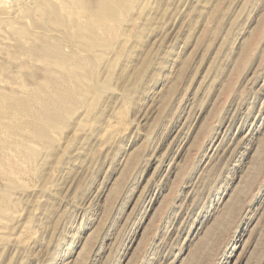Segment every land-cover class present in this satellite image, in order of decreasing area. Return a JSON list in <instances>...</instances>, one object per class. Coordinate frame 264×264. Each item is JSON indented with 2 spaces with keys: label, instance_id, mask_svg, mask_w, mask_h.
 Returning a JSON list of instances; mask_svg holds the SVG:
<instances>
[{
  "label": "rangeland",
  "instance_id": "1",
  "mask_svg": "<svg viewBox=\"0 0 264 264\" xmlns=\"http://www.w3.org/2000/svg\"><path fill=\"white\" fill-rule=\"evenodd\" d=\"M132 2L94 48L41 21L100 0H0V136L38 149L0 150V264H264V0ZM47 41L82 64L51 67L74 96L41 139L3 112L56 90L26 57Z\"/></svg>",
  "mask_w": 264,
  "mask_h": 264
},
{
  "label": "bare ground",
  "instance_id": "2",
  "mask_svg": "<svg viewBox=\"0 0 264 264\" xmlns=\"http://www.w3.org/2000/svg\"><path fill=\"white\" fill-rule=\"evenodd\" d=\"M3 1V0H2ZM80 1V0H79ZM133 0H100V6L101 8L103 9L101 12L99 10L98 13H93L90 15V20L87 19V20H80V22L78 23H75V22H70V21H67L66 18L63 16V14L59 11L58 7L57 6H52L50 7L49 10H47L46 12H43V20L41 21V26H42V32L43 34L48 35L49 31H50V24L54 23L56 24L58 27H62V28H66L68 29L69 27L72 28L71 32L70 33H67V32H61L62 35H61V38L64 37V38H67L70 42L73 41L75 43H78V44H82V45H90L94 48L98 47V46H101L103 43H102V37L101 35H97L93 32L92 30V25H93V28H94V24H98L99 26H102V29L104 27H109V24L111 23V21L116 18V17H119L120 18V11H122L121 9L123 8H126L127 10H129L131 7H132V2ZM37 2V1H36ZM41 2V1H40ZM49 2V1H48ZM73 2V1H71ZM76 2V1H75ZM119 3H122V4H119ZM124 3V4H123ZM57 4V3H56ZM70 4V3H68ZM41 5V4H40ZM54 5V4H53ZM60 5V4H59ZM64 5V4H63ZM38 6V5H37ZM45 6V5H43ZM42 7V5H41ZM66 7V6H65ZM71 7V6H70ZM83 7V6H82ZM39 8V7H38ZM44 8V7H43ZM67 8V7H66ZM98 8V7H97ZM37 9V8H36ZM36 9L34 11H36ZM65 9V8H64ZM69 9V8H68ZM67 9V10H68ZM125 9V10H126ZM38 10V9H37ZM40 10V9H39ZM38 10V11H39ZM43 11V10H42ZM26 12V11H25ZM27 13V12H26ZM33 14V13H32ZM36 14V13H35ZM29 15V14H28ZM24 16V15H23ZM31 16V15H30ZM40 16V15H39ZM37 16V17H39ZM71 16V15H70ZM82 16V15H81ZM136 16V15H135ZM26 17V15H25ZM36 17V16H35ZM47 17H53L54 20L50 21V20H47ZM84 18V16H82ZM81 17V18H82ZM126 17V16H125ZM30 18V17H29ZM69 18V17H68ZM80 18V17H79ZM82 18V19H83ZM72 19V17H71ZM76 19V18H75ZM86 19V17H85ZM31 19H29V22L31 23L32 21H30ZM33 20V18H32ZM78 20V19H77ZM118 20V19H117ZM26 21V20H25ZM28 21V20H27ZM19 23V22H18ZM91 23V24H90ZM13 24V23H12ZM35 25V23H33ZM33 24H31L33 26ZM2 25V24H1ZM53 25V24H52ZM115 25V24H114ZM118 25V24H117ZM123 25V24H122ZM32 26H30L32 28ZM98 26V27H99ZM112 26V25H111ZM28 27V28H30ZM96 27V25H95ZM97 27V28H98ZM116 27V26H115ZM130 27V26H129ZM33 28H35L33 26ZM39 28V27H38ZM38 28H35V30ZM41 28V27H40ZM54 28V27H53ZM70 28V29H71ZM97 28H95L97 30ZM101 29V27H99ZM98 28V29H99ZM112 28V27H111ZM17 29V28H16ZM52 29V28H51ZM101 29V30H102ZM113 29H114V26H113ZM133 29V28H132ZM4 30V29H3ZM40 30V29H39ZM55 30V28H54ZM94 33H92L91 32ZM104 30V29H103ZM17 31V30H16ZM29 31V30H28ZM107 31V30H106ZM109 31V30H108ZM41 32V33H42ZM57 32V31H56ZM59 32V30H58ZM98 32V31H97ZM96 32V33H97ZM110 32V31H109ZM21 33H24L23 31H21ZM38 33V32H37ZM52 33V32H51ZM60 33V34H61ZM88 33H91V34H88ZM136 33V32H135ZM58 34V33H57ZM34 35V34H32ZM117 35V34H116ZM128 35V34H127ZM131 35V34H130ZM135 35V34H134ZM35 36V35H34ZM111 36V35H110ZM53 37V36H52ZM60 37V36H59ZM109 37V36H108ZM37 38V37H36ZM40 40H41V36L39 37ZM45 38V37H44ZM114 38V36H113ZM111 39V38H110ZM57 40V39H56ZM13 41V40H12ZM52 41V40H51ZM32 43V42H31ZM35 43V42H34ZM102 43V44H101ZM125 43L126 41H123L119 46H118V52H121V49L123 48L124 50V46H125ZM40 44V43H39ZM39 44H36L38 45L37 47L35 46L34 48H28V52H27V55L28 53L29 54H32L36 57L37 61L41 62L44 64V71L46 72V79L45 80V88H48V89H51L53 90V88H55L56 90L52 91V95L50 96L49 94V97L47 100H43L42 98V101L40 102V106L39 108H34L33 106L29 105L28 103L27 104H22L21 103V100L19 99L20 102H17L15 105L13 106H8V110L6 111H2L3 114H7L6 116H10V120H11V124L8 126L5 124H3L2 126H5L8 130L12 131L13 132L15 130H21V131H27L29 130V133L30 132V129L37 131V136L39 138H47L49 136V134L51 133V131L56 128L57 126L60 125V122L63 121V113L66 112V108H61L60 107V104H63L65 103L66 106L67 104L69 103L68 101L70 96H74L72 94L74 93H71L72 91L68 90V88L66 89H63L61 86H59V84H57L56 81H54V79L51 77L53 75V72H52V69L51 67L57 65V66H60L61 68H66L67 66L71 67L72 69V72H74L73 74H75L76 71H78L80 68H81V64H82V60L81 56H74V54L72 55L70 50L72 49H68L67 46H62V44L60 46H54L52 43L50 44V42L48 43L45 42L42 44V46H40ZM64 45V44H63ZM68 45V44H67ZM113 45H114V42H113ZM70 46V45H69ZM104 46V45H103ZM9 47V46H8ZM20 47V46H19ZM24 47H27V46H24ZM106 48V46H104ZM3 48V46H2ZM23 49V48H22ZM21 49V50H22ZM3 50V49H2ZM19 50V49H18ZM25 50H27L25 48ZM24 50V51H25ZM103 50V49H102ZM112 51V50H111ZM1 52V51H0ZM82 52V51H81ZM20 52H18L19 54ZM121 53H124V52H121ZM14 54V53H13ZM10 55V54H9ZM15 55H17V53H15ZM14 55V56H15ZM21 56V54H19ZM26 57H32V55H28ZM13 56V57H14ZM18 56V55H17ZM22 57V56H21ZM24 59L26 58L25 56H23ZM95 57V56H94ZM16 58V57H15ZM83 58V57H82ZM13 59V58H12ZM27 59V58H26ZM33 59V58H32ZM103 59V58H102ZM11 61V60H9ZM26 61V60H25ZM34 61V60H33ZM36 61V63H37ZM13 62V61H12ZM14 63V62H13ZM35 63V62H34ZM35 63V64H36ZM41 66V65H40ZM43 66V65H42ZM56 66V67H57ZM11 67V66H10ZM29 67V66H28ZM84 67V66H83ZM82 67V68H83ZM87 67V66H86ZM43 68V67H42ZM41 69V68H40ZM43 70V69H42ZM90 70V69H89ZM57 71V70H56ZM62 71H65V70H62ZM60 71V72H62ZM44 72V73H45ZM55 72V71H54ZM67 72V70H66ZM70 72V71H69ZM27 73V72H26ZM71 73V72H70ZM80 73V72H79ZM58 74V72H57ZM68 74V73H67ZM72 74V75H73ZM56 75V74H55ZM76 75V74H75ZM141 75V70H138L135 74L136 78H139ZM44 76V75H43ZM57 76V75H56ZM69 76V74H68ZM77 76V75H76ZM85 76V75H83ZM35 77V76H34ZM64 77V76H63ZM67 76H65L66 78ZM43 78V77H42ZM41 78V79H42ZM45 78V76H44ZM56 79V78H55ZM62 79V77H61ZM64 79V78H63ZM79 79V78H78ZM43 80V81H44ZM80 80V79H79ZM15 81V80H14ZM59 81V80H58ZM82 81V80H81ZM85 81V80H84ZM13 82V81H11ZM16 82V81H15ZM62 84H63V81H61ZM66 82V81H65ZM60 83V81H59ZM82 83V82H81ZM35 84H36V81H35ZM28 85V84H27ZM40 85V84H39ZM43 85V87H44ZM66 85V83L64 84ZM68 85V84H67ZM37 86V84H36ZM42 86V84H41ZM69 86V85H68ZM87 86V85H86ZM72 87V86H71ZM28 88V87H27ZM63 90H62V89ZM39 89H42L41 87ZM44 89V88H43ZM47 89V90H48ZM71 89V88H69ZM73 89V88H72ZM91 89V88H90ZM45 90V89H44ZM43 90V91H44ZM42 91V90H41ZM89 91V90H88ZM10 92V91H9ZM12 92V91H11ZM38 92V91H37ZM75 92V91H74ZM36 93V92H35ZM41 93V92H40ZM44 93V92H43ZM37 94V93H36ZM35 94V95H36ZM5 95V94H4ZM39 95V94H38ZM41 95V94H40ZM10 96V95H9ZM13 96V95H12ZM15 96V95H14ZM21 95H19L20 97ZM37 96V95H36ZM44 96V94H43ZM2 97V96H1ZM6 97V96H5ZM11 97V96H10ZM34 97V95H33ZM33 97H31L33 99ZM12 99H14V97H11ZM11 98L9 99V101L11 100ZM26 98V97H25ZM30 98V99H31ZM38 98V97H37ZM1 99V98H0ZM4 99V98H3ZM7 99V98H6ZM71 99V98H70ZM15 100V99H14ZM1 101V100H0ZM3 101V100H2ZM16 101V100H15ZM26 102V101H24ZM68 102V103H67ZM72 102V101H71ZM70 102V103H71ZM34 103V102H33ZM4 104V103H3ZM2 104V105H3ZM6 104V103H5ZM8 105H11L8 104ZM1 106V105H0ZM4 106V105H3ZM34 106L36 107V105L34 104ZM64 106V104H63ZM71 106V105H70ZM2 108V106H1ZM7 108V107H6ZM1 113V111H0ZM0 116H2L0 114ZM3 118V117H2ZM7 118V117H6ZM8 119V118H7ZM5 123V122H3ZM31 130V131H32ZM5 131V130H4ZM7 131V130H6ZM17 132V131H16ZM32 132L34 135L35 133ZM2 132H0L1 134ZM4 133V132H3ZM3 133H2V136H3ZM28 133V134H29ZM14 134V133H13ZM21 134V133H20ZM25 134H27L25 132ZM32 135V134H30ZM0 136V150L4 149L5 147H7L8 145H14L16 146L17 148H22L24 147V149H26L27 151L29 150L30 152H34V151H37V150H34L33 151V148H28L27 146H23V142L22 144L21 143H18V142H7L5 140L4 137H6L4 135V137ZM10 137V135H8ZM14 136V135H13ZM26 136V135H25ZM12 137V135H11ZM17 138V137H16ZM15 138V139H16ZM24 138V137H23ZM31 138V137H30ZM35 138V137H34ZM45 138V139H46ZM49 138V137H48ZM26 139V138H25ZM37 139V138H36ZM13 140V139H12ZM10 140V141H12ZM27 141V140H26ZM45 141V140H44ZM26 143V142H25ZM28 143V142H27ZM37 146V145H36ZM12 149V148H11ZM55 150V149H54ZM21 151V150H20ZM23 151V150H22ZM26 152V151H25ZM38 152V151H37ZM19 153V151H18ZM10 154V153H9ZM14 154V153H13ZM22 154V153H21ZM44 155V154H43ZM9 156V155H8ZM14 156V155H13ZM42 156V155H41ZM20 157V156H19ZM22 157V156H21ZM10 158V157H9ZM3 159V158H2ZM12 159V158H11ZM18 159V158H17ZM4 160V159H3ZM20 160V159H19ZM10 162V160H9ZM0 164H3V163H0ZM9 164V163H8ZM11 164V163H10ZM13 164V163H12ZM20 164V163H19ZM25 164V163H24ZM2 167V165H0ZM13 166V165H12ZM14 167V166H13ZM12 167V168H13ZM6 169V168H5ZM22 169V167H21ZM7 170V169H6ZM5 170V171H6ZM8 175V174H7ZM6 176V175H5ZM10 176V174H9ZM2 177V176H1ZM3 178V177H2ZM6 178V177H5ZM11 179V178H10ZM13 180H16V179H13ZM12 180V181H13ZM5 182V181H4ZM12 183V182H11ZM14 184V183H13ZM4 190V189H3ZM3 199V198H2ZM8 207V206H7ZM5 208V207H4ZM4 214V213H3ZM1 215V214H0Z\"/></svg>",
  "mask_w": 264,
  "mask_h": 264
}]
</instances>
